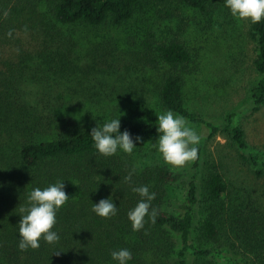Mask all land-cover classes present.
<instances>
[{
	"label": "trees",
	"instance_id": "obj_1",
	"mask_svg": "<svg viewBox=\"0 0 264 264\" xmlns=\"http://www.w3.org/2000/svg\"><path fill=\"white\" fill-rule=\"evenodd\" d=\"M133 20L144 23L132 33L130 63L121 66L95 56L84 63L79 55L72 59L56 30L57 25L110 30ZM145 21L158 29L163 25L162 37L152 31L141 36ZM235 23L223 0H0V264H115L110 253L119 248L131 251L128 264H264V151L248 141L239 113L212 120L192 109L190 92H200V81L195 86L189 78L201 71L202 62L197 64L198 54L182 36L194 28L220 30ZM245 27L256 74L247 107L264 113V21H246ZM91 43L97 49L103 41ZM53 53L59 54L57 61L44 75L69 90L77 107L67 104L69 98L48 111L29 103L32 81L24 71L34 59ZM96 82L107 88L104 99L96 94ZM150 108L171 109L190 127L207 132L200 131L190 172L156 162L134 165L130 155L141 157L143 141L158 136L156 119L138 116ZM118 116L120 131L141 140L131 153L96 154L91 129ZM88 117L95 119L85 121ZM219 135L247 166L250 184L232 182L207 156L204 142ZM187 175L185 193L174 205L170 189ZM58 179L69 197L56 214L59 241L41 240L36 249L20 250L18 222L28 193ZM144 184L156 194L149 209L156 210V219L146 216L144 226L133 230L127 212L140 197L131 188ZM109 196L116 214L95 215L92 203Z\"/></svg>",
	"mask_w": 264,
	"mask_h": 264
},
{
	"label": "rangeland",
	"instance_id": "obj_2",
	"mask_svg": "<svg viewBox=\"0 0 264 264\" xmlns=\"http://www.w3.org/2000/svg\"><path fill=\"white\" fill-rule=\"evenodd\" d=\"M155 20L153 19V21ZM235 20V24L228 25L227 27L222 26L220 30H216V27L213 30H209L208 26H204L202 29L194 28L186 30L182 34L183 38L185 37L190 41V46L198 54L199 61L197 64L202 62L201 71L195 70L194 76L189 78L190 82L195 86L198 80L200 81L199 86L197 85L200 92L197 93L194 89L190 92V95L195 97V109L190 107L196 113L199 112L204 117L212 120L222 119L228 112L239 113L240 123L246 132L248 141L254 145H258L264 151V113L262 110L253 112L247 107V95L256 80V74L252 69L254 47L247 39L245 32L246 21ZM187 22L196 25L192 20L191 22L187 20ZM143 23L133 20L123 27L112 28L110 30L106 27L100 29L88 27L75 29V31L69 30L70 27L57 25L56 30H58V39L61 40V45L64 46V53L71 54L72 59L79 55V61L84 63L95 56L97 61H107L108 63H115L116 61V64L118 63L117 65L121 66L125 62L130 63L127 53L134 49L129 42L130 40L132 41L133 31L138 32ZM151 25V23L145 21L141 36L148 37V34L151 33L150 31H152L158 37H162L161 31L164 29L163 25H160L159 29ZM96 30H102V32L99 33ZM102 33L107 35L104 39L105 42L99 38ZM77 36H79V39ZM93 39L103 41L99 48L94 49L91 47ZM123 51H126V53L123 54ZM58 55L57 53H53L48 58L34 59L24 71V75L32 81L27 86V93L32 94L28 97V99L30 98L29 103L37 106L38 109L43 108L41 110L44 111L66 103L65 99L67 98L70 99V103H67L68 105L77 107L76 102L66 95L69 90H61V87L57 84L58 82L56 83L52 77L44 75L52 64L50 62L53 61L55 63L57 61ZM145 72L146 70L143 73L145 74ZM69 76L65 78L69 79ZM79 77L80 79L83 78L81 75ZM71 81V83L75 82L74 80ZM141 86L143 84L140 83L139 87ZM93 87L100 91L99 94L96 93L100 100L106 97L103 94L104 90L107 91L106 87H100L97 82ZM22 90L24 91V88ZM57 94L64 95V99H56ZM96 101L94 100V104ZM143 111L142 114L138 115L142 119L148 117L157 119L156 115L161 113V111L159 113L154 108ZM135 116L136 114H134ZM88 119H95V117H88L85 121ZM193 129L198 135H200V131L204 135L207 133L200 128L193 127ZM154 143L155 141H143L140 148V150L143 148L142 153H140L141 157H137L136 154L130 155L134 156L133 163L135 166L152 162L165 164L153 146ZM204 143L207 149V156L212 157L214 163L218 165L220 170L226 173L228 179L233 180L232 182L236 184H250L252 182L253 177L248 172L247 166L228 147L229 145L222 135L216 136L214 139L205 141ZM143 153L146 155L145 157ZM190 165L191 162H187L179 168L168 166L175 169H186L188 173L191 171ZM188 181L189 176L187 175L181 183L171 187L169 197L172 204L175 205L180 202Z\"/></svg>",
	"mask_w": 264,
	"mask_h": 264
},
{
	"label": "clouds",
	"instance_id": "obj_3",
	"mask_svg": "<svg viewBox=\"0 0 264 264\" xmlns=\"http://www.w3.org/2000/svg\"><path fill=\"white\" fill-rule=\"evenodd\" d=\"M224 7L230 15L250 24L264 21V0H223ZM120 116L105 120L96 124L91 129L92 147L96 154L111 156L118 151L131 153L136 144L141 140L135 139L128 130L120 131ZM156 132L158 133L154 147L162 161L172 167H182L187 162L198 158V144L200 136L188 125L183 115L168 109L156 115ZM126 181L131 177L126 176ZM63 180H57L46 187H33L27 195L26 203L20 208L18 222V248L20 250L36 249L43 240L48 244H55L60 236L54 230L56 214L69 199L64 190ZM131 191L137 193L140 199L135 206L127 212V219L133 230H139L144 226L145 217L155 222L156 210L151 207V201L155 193L149 191V185L134 186ZM92 212L102 218L113 216L117 212V205L111 196L102 198L92 203ZM58 253V252H57ZM112 261L115 264H128L132 253L128 248H119L111 251Z\"/></svg>",
	"mask_w": 264,
	"mask_h": 264
}]
</instances>
